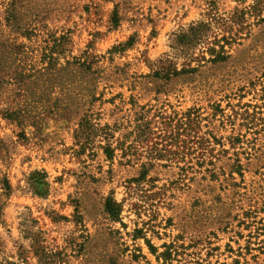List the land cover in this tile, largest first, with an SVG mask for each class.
<instances>
[{
	"label": "rangeland",
	"instance_id": "rangeland-1",
	"mask_svg": "<svg viewBox=\"0 0 264 264\" xmlns=\"http://www.w3.org/2000/svg\"><path fill=\"white\" fill-rule=\"evenodd\" d=\"M256 1L0 0V264H264ZM240 11L226 62L152 77L174 34ZM190 110L191 127L176 128ZM244 110L246 126L234 117ZM87 115L112 129L113 159L98 136L80 151Z\"/></svg>",
	"mask_w": 264,
	"mask_h": 264
},
{
	"label": "trees",
	"instance_id": "trees-1",
	"mask_svg": "<svg viewBox=\"0 0 264 264\" xmlns=\"http://www.w3.org/2000/svg\"><path fill=\"white\" fill-rule=\"evenodd\" d=\"M261 0L256 1L254 8H260ZM263 1V0H262ZM245 21V12H234L231 15H220L218 12H213L208 15L206 19H201L196 22H192L186 29H182L179 33L172 36L171 39V54H165L159 61L152 65L153 75L152 77L158 80L169 82L177 77L184 75H191L198 71L202 63L219 64L226 62L230 55L227 47H231L235 41L233 35L234 26H241ZM118 19L113 18V24L116 26ZM133 46V39L131 38L126 44L123 45L124 49H128ZM200 48V52L196 54V50ZM183 59L185 63L181 69L176 66V61ZM196 64V67H193ZM195 116L193 110L188 111L182 119L178 120L176 128L185 129L191 127ZM234 117H240L243 121V126L249 125V121L252 115L248 110L243 112L234 111ZM247 124H245V122ZM150 123L139 125L137 129L139 131L142 128L147 129ZM144 127V128H143ZM248 129L250 128L247 126ZM250 130V129H249ZM141 131V133H142ZM140 133V134H141ZM102 137L107 143L103 147L104 155L110 160L113 159L115 149L111 145V141L114 138V134L110 126L106 125L100 127L96 125L90 115L84 117L80 124L79 130L76 131V139L78 140V146L81 152H85L87 147V141L92 137ZM140 136V135H139ZM34 185L37 188L35 192L41 196H44L48 192V184L46 182V176L44 173H35L33 176ZM131 182H137L133 180ZM7 188L10 189L9 184ZM105 210L115 220H119L121 215V206L117 204L113 199H107L105 203ZM150 249L154 250V247L150 245ZM164 256V255H163Z\"/></svg>",
	"mask_w": 264,
	"mask_h": 264
}]
</instances>
